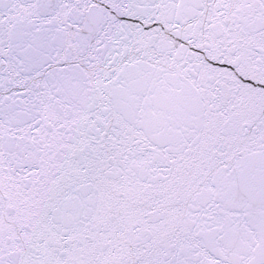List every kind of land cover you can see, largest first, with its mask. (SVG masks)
<instances>
[{
	"label": "snow or ice",
	"instance_id": "6c2138e0",
	"mask_svg": "<svg viewBox=\"0 0 264 264\" xmlns=\"http://www.w3.org/2000/svg\"><path fill=\"white\" fill-rule=\"evenodd\" d=\"M0 264H264V0H0Z\"/></svg>",
	"mask_w": 264,
	"mask_h": 264
}]
</instances>
